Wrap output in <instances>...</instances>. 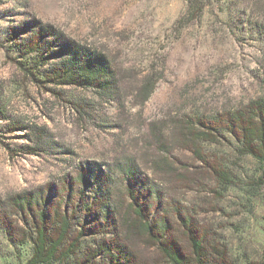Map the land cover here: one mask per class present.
Here are the masks:
<instances>
[{
  "label": "rangeland",
  "instance_id": "1",
  "mask_svg": "<svg viewBox=\"0 0 264 264\" xmlns=\"http://www.w3.org/2000/svg\"><path fill=\"white\" fill-rule=\"evenodd\" d=\"M95 59L111 97L45 77ZM259 99L264 0H0V214L18 193L100 167L120 189L133 174L162 210L190 213L229 264H260L264 161L240 155L228 132L202 140ZM198 155L228 172L225 189ZM30 254L0 232V264Z\"/></svg>",
  "mask_w": 264,
  "mask_h": 264
},
{
  "label": "trees",
  "instance_id": "2",
  "mask_svg": "<svg viewBox=\"0 0 264 264\" xmlns=\"http://www.w3.org/2000/svg\"><path fill=\"white\" fill-rule=\"evenodd\" d=\"M104 63L95 59L82 67H54L45 77L63 85L99 88L111 97L113 78ZM213 124L203 141L211 140L212 131H225L236 140L240 155L264 161V99ZM198 156L225 189L228 172L209 157ZM132 176L120 189L110 171L82 167L76 175L61 178L50 193H18L9 199L11 211L0 214V232L12 245L31 246L25 264H150L141 255H160L165 264H229L226 252L213 245L190 213L162 210L160 193L154 197Z\"/></svg>",
  "mask_w": 264,
  "mask_h": 264
}]
</instances>
